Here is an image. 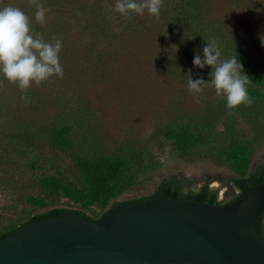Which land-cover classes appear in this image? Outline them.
Segmentation results:
<instances>
[{
	"label": "rangeland",
	"instance_id": "1",
	"mask_svg": "<svg viewBox=\"0 0 264 264\" xmlns=\"http://www.w3.org/2000/svg\"><path fill=\"white\" fill-rule=\"evenodd\" d=\"M66 1H61L65 6L51 8L50 4L39 0L46 10L45 22L41 24L35 18L37 9L30 0H0V9L13 6L25 12L34 38L43 40L47 32L54 40L68 36V32L74 34L82 23L94 21L89 9L92 5L104 8L95 17L97 20L103 18L100 30L116 33V38L102 44L91 55L92 63L82 60L77 51L68 53L70 61H64L63 78L54 74L39 85L41 104L37 103L41 108L34 119L35 124L42 125V135L49 123L48 117L58 113L56 117H65L79 130L75 143L84 145L83 149L87 146V150L90 147L96 154L126 159L127 165L118 179L112 200L150 194L171 178H178L181 184H190L183 187L184 193L196 192L207 183L210 190L217 192L218 200L229 202L234 198L239 189L231 181L232 177L247 175L256 165L264 163V113L255 115L257 119H250L251 114L246 113L244 107L241 112L238 106L229 110L226 98L217 96L213 87H205L200 94L189 92V75L207 82L212 78V67L205 65L201 69L193 65L195 55L203 59V51L194 49L188 58L193 46L187 44L186 35L181 31L184 28L174 27L177 29L171 35L161 31L163 26L156 20L180 22L175 11L166 13L163 10L159 18L150 15L147 9L142 15L130 12L125 16L115 11L116 0ZM172 3L174 7L176 0ZM194 5L187 10L203 7V19L222 27L219 30L207 25L199 27L206 43L213 38L218 42L222 60L233 56V41L239 46L242 44L252 58L264 56V0H196ZM51 19L54 22L50 23ZM75 22L78 25H74ZM149 27L156 32L142 35L144 28ZM97 54H108L113 63H96L98 57L94 55ZM32 85L33 89L37 86L34 81ZM0 87L6 96L15 93L16 97L22 96L18 84L9 82L2 73ZM27 99L36 101V97L26 96L25 100L18 98L12 107L25 110L22 108L27 107ZM206 110H211L216 118L213 143L207 139L204 144L179 150L163 135L161 130L166 126L194 125L206 116ZM14 118L17 115L12 113L0 114V137L6 143L11 142L6 136L15 135L14 128H9L17 123ZM5 142L0 147V228L31 214L26 197L28 193H37L34 182L41 169L40 164L33 161L39 158L40 152L43 160L47 151H53L62 158L66 168L73 155L61 149H50L42 141V151L32 153L22 147L23 153H20L14 149L10 161L9 151L4 150ZM232 142H237L241 149L239 159H232L228 154ZM45 168L43 164L42 173L47 170ZM214 182L218 183L215 187ZM222 188H226L223 196L220 194ZM48 201L46 208L53 205L81 208L80 204L64 198L53 197ZM41 210L33 208L32 213ZM85 212L97 217L101 210L93 205Z\"/></svg>",
	"mask_w": 264,
	"mask_h": 264
},
{
	"label": "trees",
	"instance_id": "2",
	"mask_svg": "<svg viewBox=\"0 0 264 264\" xmlns=\"http://www.w3.org/2000/svg\"><path fill=\"white\" fill-rule=\"evenodd\" d=\"M61 1L65 2L66 0H44L45 3L51 5V8L54 6H65ZM69 1L73 2L74 0H68L66 2ZM195 1L196 0H176V5L172 7V0H164V6L160 10V15H162L163 10H166V13L171 12V10L173 12L175 11L174 13H177L180 22L174 23L171 22V20H163L164 18L156 20L159 22L158 25L163 26L161 29V31L164 32L163 34H166L167 32L170 35L171 33L175 34L177 28L174 29V27L179 26L184 28L181 31L186 35L185 40L187 44L194 47L189 50L187 54L188 58H191L189 54L194 49L199 48L203 51V48L207 46V43L201 36L203 33H201V30L199 29L200 25L202 27L207 25L208 28L211 27L218 30L222 28L218 23L213 22L209 24L210 22L208 20L206 21L203 19V16L205 15L203 7H196L193 11L187 10L188 7L195 6ZM89 9L94 16V21H90V23H82V25L79 26L80 29L76 30L74 34L68 32V36H65L62 39H56L62 41V48L59 52V61L62 67L64 66V61L66 59L68 62L70 61L68 53H74L76 51L82 56V60H89V62L92 63L91 55H93L97 48L116 38V33H112V31H108L104 28L100 30L99 28L101 24L100 20H103V18L97 20L95 17L97 14L99 15L104 8L101 9V5H92L89 6ZM55 11L56 10H54V12ZM72 12L73 10L68 13L70 14ZM52 22H54L53 19L50 20V23ZM74 25H78V22H75ZM128 25L131 26L129 23ZM95 27H97L98 30H95ZM154 32H156V30L149 27L147 29L144 28V31L141 33L144 35L146 33L154 34ZM43 40L52 44L56 41L50 39L48 32L44 34ZM241 46L243 45L241 44ZM241 46H239L236 41H233V52L231 55H237V59L243 65L244 73L249 76L250 80H252V83L248 85V93L253 103L247 106L239 105L238 110L241 112L244 107L246 113L251 114L250 119H253V117L254 119H257L255 115H261L264 113V56H255L252 58L250 57L251 54ZM62 53L65 54L66 57ZM94 57H98L96 63L100 61L113 63V60H111V57L108 54H97L96 56L94 55ZM32 86L33 85L31 84V87H29L26 92H22L18 87V91H21V95L24 93L25 97H36V101H33V99L28 101L27 99V107L22 108L25 110H21L20 108L15 109V106L12 107L16 100L18 98L20 99L21 96L19 97L18 95V97H16L15 95L17 93L11 94V96H6L3 93V87H0V114L4 113V115H6V113H12L17 115V118L13 119L14 122L17 123H14L15 125L12 124L11 127H9L14 128L15 135L12 136L9 134L6 136L11 141L9 143L2 141V137H0V147L2 148L4 146L3 143H6V148L4 147V150L9 151L8 154L10 161L13 158L14 154L12 153L14 149L18 150L20 153H23L21 150L22 147L24 149L28 148L32 153L38 152L39 150L42 151V141H44L45 146L50 147V149H61L62 152L66 154L72 153L73 155L66 168L62 163V158L56 155L53 151H47L45 159L43 160L42 153L40 152L39 158L33 161L36 164H40L41 169L37 181L34 182V187L36 188L37 193H28L26 197L29 205L28 209L31 214L25 219L16 220L15 222L6 224L4 227L0 228V242L19 227L45 217L65 213H76L83 218H89L95 221L117 205L140 203L154 197L166 196L178 200H193L213 205L224 203L218 200L217 192L210 190L207 183L196 192L189 190L187 193H184L182 191L183 187L189 186L190 184L188 182L181 184L178 178H171L162 182V184L150 194L120 201L112 200L111 198L116 192L118 179L125 170L127 160L121 156L96 154L94 153L95 150H91L90 147H88L87 150V146L83 149L84 145L81 143H75L79 130H77L65 117H56L60 115L58 113L51 114L50 117H48L50 120H48L49 123L46 125L44 129L45 133L42 135V125L35 124L36 119H34L35 115L39 113V108H41V101H39L40 99L38 97H41L40 89L42 88L36 86L33 89ZM5 98H8V101H5ZM15 105H19V103H16ZM30 110L33 113H30ZM205 115V117L201 116L202 119L196 121L192 126L184 123L180 126H166L161 131L165 138L179 150H188L194 145L204 144L207 139L210 140V143H213L212 137L214 135L212 134L214 133V120L216 118L215 116L213 117L211 110H206ZM28 117L31 118V121L29 122ZM25 118L27 119L26 121ZM228 150V154L231 155L232 159L240 158L241 149L237 146V142H232ZM43 164L46 165L47 168L45 169L47 170L42 173ZM231 181L238 187V189H240L239 193L230 200L233 201L245 194L251 187L264 182V163L256 165L247 175L241 174L232 177ZM53 197H57L58 199L64 198L72 203L80 204L81 208L57 205L46 208L48 205L47 203H49L48 198ZM93 205L101 210V213L97 217L91 216L85 212V209ZM33 208H40L43 210L32 213ZM263 219L264 210L256 223L257 233L264 237Z\"/></svg>",
	"mask_w": 264,
	"mask_h": 264
},
{
	"label": "water",
	"instance_id": "3",
	"mask_svg": "<svg viewBox=\"0 0 264 264\" xmlns=\"http://www.w3.org/2000/svg\"><path fill=\"white\" fill-rule=\"evenodd\" d=\"M264 182L213 205L166 196L27 223L0 242V264H264L256 223Z\"/></svg>",
	"mask_w": 264,
	"mask_h": 264
},
{
	"label": "clouds",
	"instance_id": "4",
	"mask_svg": "<svg viewBox=\"0 0 264 264\" xmlns=\"http://www.w3.org/2000/svg\"><path fill=\"white\" fill-rule=\"evenodd\" d=\"M36 7L35 18L43 24L46 10L39 0H30ZM164 0H116L115 11L128 16L130 12L148 13L159 18ZM203 48V59L195 55L193 65L204 68L212 67L211 79H192L189 75L187 85L190 93L200 94L205 87H213L216 95L226 98V107L231 110L240 104L251 105L248 85L252 83L244 73L243 65L237 55L229 59H221V49L213 38ZM264 43V42H262ZM62 41L54 44L34 38L31 34L30 19L24 11L17 7L6 6L0 9V73L11 83L18 84L22 92H26L34 81L39 86L54 74L63 78V67L59 61ZM25 100L24 95L21 96ZM231 114V111H229Z\"/></svg>",
	"mask_w": 264,
	"mask_h": 264
},
{
	"label": "bare ground",
	"instance_id": "5",
	"mask_svg": "<svg viewBox=\"0 0 264 264\" xmlns=\"http://www.w3.org/2000/svg\"><path fill=\"white\" fill-rule=\"evenodd\" d=\"M217 182H214L213 183V186L215 187V186H217ZM225 190H226V188H222V190H221V192H220V194L223 196V194H224V192H225Z\"/></svg>",
	"mask_w": 264,
	"mask_h": 264
},
{
	"label": "flooded vegetation",
	"instance_id": "6",
	"mask_svg": "<svg viewBox=\"0 0 264 264\" xmlns=\"http://www.w3.org/2000/svg\"><path fill=\"white\" fill-rule=\"evenodd\" d=\"M239 191H240V189H239ZM224 203H226V202H224Z\"/></svg>",
	"mask_w": 264,
	"mask_h": 264
}]
</instances>
